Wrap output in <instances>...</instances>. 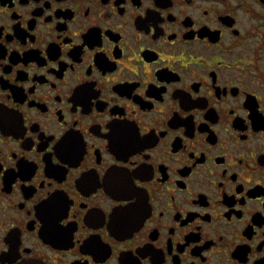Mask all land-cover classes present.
I'll list each match as a JSON object with an SVG mask.
<instances>
[{"label":"flooded vegetation","instance_id":"1","mask_svg":"<svg viewBox=\"0 0 264 264\" xmlns=\"http://www.w3.org/2000/svg\"><path fill=\"white\" fill-rule=\"evenodd\" d=\"M0 264H264V0H0Z\"/></svg>","mask_w":264,"mask_h":264}]
</instances>
